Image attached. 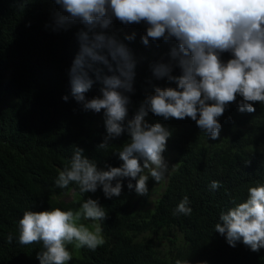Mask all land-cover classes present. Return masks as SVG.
<instances>
[{
    "label": "trees",
    "instance_id": "trees-1",
    "mask_svg": "<svg viewBox=\"0 0 264 264\" xmlns=\"http://www.w3.org/2000/svg\"><path fill=\"white\" fill-rule=\"evenodd\" d=\"M58 10L52 0H0V264H40L41 246L24 247L15 239L18 221L25 209H49L54 194L69 190L83 200L98 199L108 213L100 222L106 243L95 252L80 248L69 264H175L176 259L191 264H264V248L253 252L242 243L233 248L214 231L222 209L233 200L243 201L254 181L264 183V104L259 102L254 113H241L237 103L229 105L219 118L222 128L217 140L190 118L165 121L149 113V123L160 122L172 131L166 150L175 165L149 207L132 209L136 192L128 189V178L122 181L121 196L111 199L99 188L81 194L75 184L66 189L55 186L58 170L76 146L106 169L121 165L116 151L129 139L124 133L110 140L108 151L97 149L106 129L104 121L92 126V119L104 117L103 110H82L70 86L69 70L79 52L77 33L84 26L77 23L54 31ZM145 28L143 23L125 26L114 20L105 30L128 47L135 61L129 119L156 86L175 87L174 82L157 80L152 74L153 64L170 60L174 42L150 40L145 46L141 41ZM133 32V40L125 39ZM228 58L230 53L222 55L225 61ZM179 71L175 68L173 74ZM104 72L111 74L106 67ZM90 75L95 82L85 94L89 99L100 95L102 87ZM213 180L220 181L216 190L210 188ZM154 182L150 177L142 203L147 202ZM184 196L189 197L191 215H173ZM9 232L14 235L11 244ZM159 239L166 240L163 248L157 246Z\"/></svg>",
    "mask_w": 264,
    "mask_h": 264
},
{
    "label": "clouds",
    "instance_id": "clouds-1",
    "mask_svg": "<svg viewBox=\"0 0 264 264\" xmlns=\"http://www.w3.org/2000/svg\"><path fill=\"white\" fill-rule=\"evenodd\" d=\"M58 6L53 30H66L74 24L84 27L77 33L79 52L69 70L71 95L84 111L103 110L106 135L97 145L108 151L110 140L127 133L129 139L117 151L121 165L99 168L95 160L76 146L63 169L58 170L55 186L70 184L79 192L102 189L106 198L120 197L123 179L137 195L149 192L148 180L164 181L169 166L163 153L172 131L160 122L145 117L184 120L217 140L222 125L219 118L229 105L237 103L241 113H254V104H264V0H52ZM146 26L142 43L163 40L174 42L168 62L152 65L153 76L175 83V87L156 86L129 119V93L134 91L135 61L128 47L108 35L113 21ZM135 33L126 35L131 41ZM224 53H230L226 61ZM115 62V66L110 62ZM103 65L107 68L106 74ZM179 68V74H173ZM102 83L100 95L87 98L94 79ZM237 97L241 99L237 102ZM65 101L68 96L63 97ZM151 117V115H149ZM132 181H135L133 184ZM220 181L213 180L216 190ZM247 197L222 209L214 231L235 248L242 243L253 252L264 248V183L254 181ZM188 196H184L173 215H191ZM108 213L98 199L88 196L77 209H25L18 221L15 239L21 246L40 245V264H68L72 260L69 245L95 252L106 243L100 222ZM82 221H93L91 226ZM9 232L7 242L12 243ZM175 264H191L176 259ZM206 264V262H199Z\"/></svg>",
    "mask_w": 264,
    "mask_h": 264
},
{
    "label": "rangeland",
    "instance_id": "rangeland-1",
    "mask_svg": "<svg viewBox=\"0 0 264 264\" xmlns=\"http://www.w3.org/2000/svg\"><path fill=\"white\" fill-rule=\"evenodd\" d=\"M138 108H139V104H138ZM149 117L150 116L147 115L145 119L148 121ZM103 121H104V117H100L98 120L94 118L92 119V122H93L92 126H98ZM163 155L165 157L166 162L168 163V166H169L168 173H169L170 171L175 169L173 155L170 154V152H168L167 150L163 153ZM167 174H166V178L164 181H161L159 183H157L156 181L154 182L153 189L150 191L149 197L145 204L142 203V201L140 200L141 196L135 194L134 199L132 201L133 210L141 209L144 206L149 207L153 204L155 199L161 194L164 188L165 182L167 181V176H168ZM82 201H83L82 197L77 192H75L74 190H69L68 192L54 194L49 201V205H50V208L58 206L63 209H70V208L77 209ZM82 222L86 223L89 226L95 223L93 221H82ZM157 242H158L157 243L158 248H163L166 243V240L159 239ZM68 247H69V250L72 252V255L74 256L78 255V252L80 249H76L73 245H69Z\"/></svg>",
    "mask_w": 264,
    "mask_h": 264
}]
</instances>
